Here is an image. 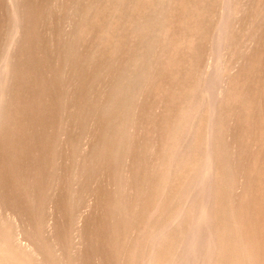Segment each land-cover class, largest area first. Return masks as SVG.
I'll list each match as a JSON object with an SVG mask.
<instances>
[{
	"label": "rangeland",
	"instance_id": "374dc122",
	"mask_svg": "<svg viewBox=\"0 0 264 264\" xmlns=\"http://www.w3.org/2000/svg\"><path fill=\"white\" fill-rule=\"evenodd\" d=\"M0 264H264V0H0Z\"/></svg>",
	"mask_w": 264,
	"mask_h": 264
},
{
	"label": "bare ground",
	"instance_id": "6f19581e",
	"mask_svg": "<svg viewBox=\"0 0 264 264\" xmlns=\"http://www.w3.org/2000/svg\"><path fill=\"white\" fill-rule=\"evenodd\" d=\"M208 180V179H207ZM178 237V236H177Z\"/></svg>",
	"mask_w": 264,
	"mask_h": 264
}]
</instances>
